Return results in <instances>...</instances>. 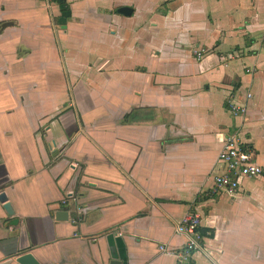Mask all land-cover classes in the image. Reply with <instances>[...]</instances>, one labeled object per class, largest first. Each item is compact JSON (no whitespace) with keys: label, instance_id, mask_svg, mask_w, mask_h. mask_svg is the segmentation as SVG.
<instances>
[{"label":"crops","instance_id":"crops-1","mask_svg":"<svg viewBox=\"0 0 264 264\" xmlns=\"http://www.w3.org/2000/svg\"><path fill=\"white\" fill-rule=\"evenodd\" d=\"M236 124L264 167V0H0V262L175 264L197 213L189 264H264V171L205 193Z\"/></svg>","mask_w":264,"mask_h":264},{"label":"built area","instance_id":"built-area-1","mask_svg":"<svg viewBox=\"0 0 264 264\" xmlns=\"http://www.w3.org/2000/svg\"><path fill=\"white\" fill-rule=\"evenodd\" d=\"M205 51L204 48H198L194 50V54L197 58H201ZM228 60L223 59L222 63L226 64ZM250 96L251 94L247 93L246 99ZM246 108L247 102L240 104L229 102V112L234 119L242 120ZM241 127L242 125L236 124L224 137L222 147L217 154V161L223 166L224 171L212 176L213 185L205 192L209 196L222 192L233 194L239 187V178H253L264 171V167L255 161L253 149L245 143ZM199 223L200 218L197 213L184 214L175 226V232L185 236L184 244L174 250L160 246V251L173 255L175 264H189L193 252L201 247Z\"/></svg>","mask_w":264,"mask_h":264},{"label":"water","instance_id":"water-1","mask_svg":"<svg viewBox=\"0 0 264 264\" xmlns=\"http://www.w3.org/2000/svg\"><path fill=\"white\" fill-rule=\"evenodd\" d=\"M120 12L128 14L130 12V8H127V7L121 8ZM68 16H70L69 10H64L61 12V15L58 19V24L61 29H64L66 27L65 22ZM0 203L2 204V207L7 213V215H9L10 217H13L14 210L10 202L7 200V196L5 195L4 192H0ZM65 217H66L65 211H58L55 214V218L57 220L65 219ZM17 221H18L17 218H11L9 220V224H15L17 223ZM14 260L17 264H40L30 252H23L17 255ZM10 261L11 259H6L3 262H0V264H9ZM110 264H120V262L118 260L112 259L110 261Z\"/></svg>","mask_w":264,"mask_h":264}]
</instances>
